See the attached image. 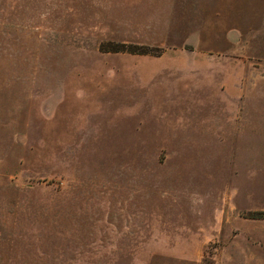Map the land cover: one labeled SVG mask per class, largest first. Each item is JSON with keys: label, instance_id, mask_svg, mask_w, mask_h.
Returning a JSON list of instances; mask_svg holds the SVG:
<instances>
[{"label": "rangeland", "instance_id": "rangeland-1", "mask_svg": "<svg viewBox=\"0 0 264 264\" xmlns=\"http://www.w3.org/2000/svg\"><path fill=\"white\" fill-rule=\"evenodd\" d=\"M0 236L264 264V0H0Z\"/></svg>", "mask_w": 264, "mask_h": 264}, {"label": "crops", "instance_id": "crops-1", "mask_svg": "<svg viewBox=\"0 0 264 264\" xmlns=\"http://www.w3.org/2000/svg\"><path fill=\"white\" fill-rule=\"evenodd\" d=\"M225 112L227 113H223L224 115H230L231 119L228 118L229 122L228 123H232L233 121L236 120V116L240 113V112H236L239 110L234 111L233 109H229V108H225ZM215 111V115L218 113L219 115L221 114V112L223 111V109H216ZM220 119H218L217 124L219 123ZM0 238L3 239H7L8 237H4V236H0ZM1 243H8V242H13V241H0ZM17 254H19L20 256H17ZM41 253H34L31 252L29 254H25L23 252H10V251H6V252H0V264H57L58 262L55 261V256H53L54 254H51L52 256H47V257H41ZM49 255V253L47 254ZM45 259V260H44ZM47 259V260H46ZM53 261V262H49Z\"/></svg>", "mask_w": 264, "mask_h": 264}]
</instances>
